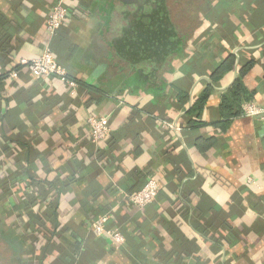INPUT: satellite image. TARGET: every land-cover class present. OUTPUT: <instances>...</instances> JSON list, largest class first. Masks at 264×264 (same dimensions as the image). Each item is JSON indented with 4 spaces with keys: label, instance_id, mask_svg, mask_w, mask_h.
<instances>
[{
    "label": "crops",
    "instance_id": "obj_1",
    "mask_svg": "<svg viewBox=\"0 0 264 264\" xmlns=\"http://www.w3.org/2000/svg\"><path fill=\"white\" fill-rule=\"evenodd\" d=\"M54 2L0 0V177L16 179L17 205L38 181L64 186L52 199L39 195L29 214L2 207L21 233L41 221L38 262L264 264V113L245 106L264 109V0H199L194 21L184 7V40L162 59L158 40L137 44L134 61L115 47L139 18L135 1H69L52 48L76 95L19 63L42 55ZM91 114L110 121L98 145ZM149 175L156 199L142 210L126 204ZM106 211L125 235L121 249L92 230Z\"/></svg>",
    "mask_w": 264,
    "mask_h": 264
},
{
    "label": "trees",
    "instance_id": "obj_2",
    "mask_svg": "<svg viewBox=\"0 0 264 264\" xmlns=\"http://www.w3.org/2000/svg\"><path fill=\"white\" fill-rule=\"evenodd\" d=\"M198 2L199 0H145L143 5L135 9V12L139 14V18H136V22L134 24L131 23L130 27L127 28L126 46L122 48L121 44V46L115 47L116 50H125L129 52V61H134L137 57L134 51V48L138 47L137 44H139L140 47V45L146 41L158 40L160 58L166 57V55L173 51L172 47L175 46V42L178 39L182 42L185 38V36H183L185 34L182 35L183 31H179L176 27V19L180 17L181 9L186 7L187 9L185 10L188 12V17L194 21L199 14V8L197 7L199 6ZM4 21H6V19L0 20V32L3 35L6 34L2 32ZM5 36L6 35H4V37ZM4 37L0 35L1 39ZM145 45L146 44H143L144 49ZM144 49H141L143 53L146 51L149 52V45L145 50ZM138 55L140 56V54ZM206 97L207 94L202 96L194 105L192 112H197L199 109L203 108L202 105L205 103ZM15 180V178L0 177V264H40L35 256V243L37 238L35 237L34 239V233L39 232L38 236L41 234L40 237H42L41 230H43V228L41 221L37 219L30 220L24 228V231H22L23 233H21L12 224L7 222L6 212L2 211V207H4L5 203L14 207L17 205L16 201H14L16 192H14L13 189L15 187ZM143 180L142 186L146 178ZM34 186L38 189L34 190L31 196L28 195L26 190L25 192L22 190L24 197L29 198H26V202L23 200L17 205L19 210L24 211L25 214L30 213L31 204L33 205L34 201L38 200L36 198H38L39 195L43 199H52L60 193L64 187L63 185L53 186L57 190L52 191L53 187H48L43 181L36 182ZM24 197L22 196L23 199ZM103 213H107V211L100 212L94 216V218ZM43 238L48 240L44 236Z\"/></svg>",
    "mask_w": 264,
    "mask_h": 264
},
{
    "label": "built area",
    "instance_id": "obj_3",
    "mask_svg": "<svg viewBox=\"0 0 264 264\" xmlns=\"http://www.w3.org/2000/svg\"><path fill=\"white\" fill-rule=\"evenodd\" d=\"M69 1L71 0H55L52 6L45 26L46 33L48 34V41L43 48L42 55L31 59L21 58L19 63L23 65L29 73L38 77L44 79L57 77L68 89V91L71 92V94L76 95L78 87L77 82L69 77L65 67L58 62L52 48V39L57 34L56 32L62 28L68 18ZM11 73L13 77L18 76L17 71H12ZM245 106L246 113L249 115L264 113V109L257 106L255 103H248ZM87 124L90 129V141L94 145H98L100 142L109 137L111 129L108 116H97L95 114H91L87 119ZM163 124L172 128L176 132L179 131L176 124L174 125L168 121H163ZM248 181H252V178H249ZM159 190L160 185L158 184V179L154 175H149L141 188L124 195V202L142 210L156 199ZM112 219L111 211L98 215L92 221V230H94L98 238L108 236L111 244H113L115 248L121 249L125 245V235L119 227L111 225Z\"/></svg>",
    "mask_w": 264,
    "mask_h": 264
},
{
    "label": "water",
    "instance_id": "obj_4",
    "mask_svg": "<svg viewBox=\"0 0 264 264\" xmlns=\"http://www.w3.org/2000/svg\"><path fill=\"white\" fill-rule=\"evenodd\" d=\"M133 1H135L139 6L143 5V3L145 2V0H133ZM138 16H139V14H136L134 17H138Z\"/></svg>",
    "mask_w": 264,
    "mask_h": 264
}]
</instances>
